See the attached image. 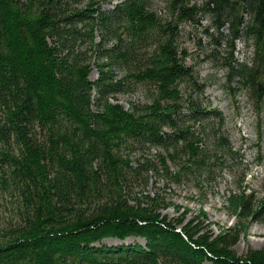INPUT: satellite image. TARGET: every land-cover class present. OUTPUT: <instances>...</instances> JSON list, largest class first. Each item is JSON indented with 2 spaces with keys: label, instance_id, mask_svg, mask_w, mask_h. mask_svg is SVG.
I'll use <instances>...</instances> for the list:
<instances>
[{
  "label": "trees",
  "instance_id": "1",
  "mask_svg": "<svg viewBox=\"0 0 264 264\" xmlns=\"http://www.w3.org/2000/svg\"><path fill=\"white\" fill-rule=\"evenodd\" d=\"M161 1L0 0V264H264L233 250L264 220L245 176L226 199L238 223L218 235L146 192L160 176L203 187L238 158L180 38L204 16L227 28L229 76L262 100L264 0ZM243 37L253 57L236 64ZM138 86L146 102L112 100Z\"/></svg>",
  "mask_w": 264,
  "mask_h": 264
},
{
  "label": "rangeland",
  "instance_id": "2",
  "mask_svg": "<svg viewBox=\"0 0 264 264\" xmlns=\"http://www.w3.org/2000/svg\"><path fill=\"white\" fill-rule=\"evenodd\" d=\"M100 1L105 9H109L122 0ZM188 1L200 6L205 0ZM154 6L161 10L164 3L154 0ZM228 32L225 28L221 36L213 28L211 16H204L199 24L183 25L180 46L186 49L189 55V65L195 67L206 83V106L223 113L225 129L232 145L239 151L238 158L229 160L226 168L217 171L213 180L202 183L203 187H197L194 180L175 184L160 176L153 177L146 189L148 194H158L171 204L161 211L163 216L169 220L182 218L184 224L190 221L195 224L202 222L214 235L237 225L238 218L228 211L226 199L232 191L237 190L244 176L245 184L249 186V191L256 197V201L264 202V97L262 100L251 97L248 89L239 86L238 78H230L229 69L225 64L229 61L227 58L230 59L225 39ZM216 41L218 44H215ZM232 51L231 58L236 64L250 62L253 57L252 41L243 37L234 43ZM91 78H98L96 70H93ZM93 95H96V92ZM112 100L130 109L131 103H144L147 99L145 89L138 86L129 93H117ZM258 159H261L260 163H257ZM202 211L205 216L201 214ZM245 225L246 229L240 234L233 250L238 256H246L251 251H264V220L249 219ZM104 243L108 246H118L144 244L145 241L140 238L124 242L108 239Z\"/></svg>",
  "mask_w": 264,
  "mask_h": 264
}]
</instances>
